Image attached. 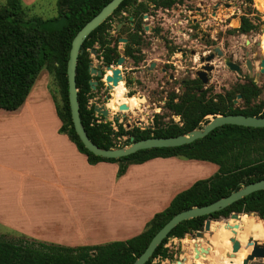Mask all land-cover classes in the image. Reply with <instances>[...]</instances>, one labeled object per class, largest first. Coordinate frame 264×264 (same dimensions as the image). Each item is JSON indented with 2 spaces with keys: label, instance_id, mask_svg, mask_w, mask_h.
Returning <instances> with one entry per match:
<instances>
[{
  "label": "trees",
  "instance_id": "trees-1",
  "mask_svg": "<svg viewBox=\"0 0 264 264\" xmlns=\"http://www.w3.org/2000/svg\"><path fill=\"white\" fill-rule=\"evenodd\" d=\"M109 0H56V16L40 19L28 15V7L21 0H4L0 3V109L14 111L22 105L38 73L45 69L50 75L56 92L50 94L55 114L59 120L58 132L64 134L84 154L89 164L98 161L117 163L116 177L122 175L130 164H139L155 157H178L212 163L216 166L213 173L205 178L194 180L189 186L175 193L168 204L155 212L137 234L123 239L97 244L65 246L39 241L24 234L14 239L0 238V264H131L144 249L156 230L176 212L190 206H201L227 195L241 185L264 177V127H249L223 124L210 130L203 137L189 143L173 147H155L137 150L126 156L106 158L86 150L75 134L67 102V84L65 64L70 41L75 32ZM155 7H170L181 0H151ZM257 0H253L255 3ZM131 0H122L117 9ZM143 7V6H142ZM144 10V7H143ZM51 21H60L56 28L49 27ZM104 23L99 24L81 43L84 50L91 45L90 35L99 32ZM257 25L245 15L240 16L239 26L234 28L241 33L254 31ZM86 61L82 54L77 55L75 67V85L80 122L87 137L97 146H121L129 137L138 140L150 136H172L186 132L205 121L208 114H236L264 116V101L253 102L260 88L253 82L235 83L222 92L199 94L182 91L179 94L170 91L165 101L167 114L177 115L179 122L168 119L162 122L156 116L153 126L140 129L137 126L125 129L113 119L104 120L101 115L95 117L93 97L87 79ZM241 94L242 103L234 105L232 99ZM125 104L120 101L116 104ZM126 105V104H125ZM114 123L115 129L111 125ZM125 136L122 143L116 140ZM230 212L243 213L240 220L245 222L252 213L264 220V189L251 192L222 209L207 215L182 220L176 224L165 238L155 247L144 264H151L154 258H170L171 253L164 246L168 238H182L186 233L200 230L205 219L218 220L227 217ZM218 222H212L211 228L223 238L225 231L218 228ZM256 229V235L261 234ZM242 242L245 231L238 235ZM242 247V245H241ZM221 244L220 255L227 249ZM240 256L230 259V264H238ZM221 261L223 262L224 259Z\"/></svg>",
  "mask_w": 264,
  "mask_h": 264
},
{
  "label": "crops",
  "instance_id": "crops-1",
  "mask_svg": "<svg viewBox=\"0 0 264 264\" xmlns=\"http://www.w3.org/2000/svg\"><path fill=\"white\" fill-rule=\"evenodd\" d=\"M21 1L30 5L36 0ZM39 95H31L30 89L20 107L0 112L1 226L68 246H75L72 242L76 240L82 242L78 245L97 243L61 237L59 232L90 234L86 239L123 240L140 232L168 204L175 194L169 193L170 188L185 182L191 169L204 168V175L213 170L192 159L155 157L128 165L116 177L117 163L89 164L58 132L60 123L52 99ZM139 167H145L146 175L158 168L167 171L154 183L136 176ZM212 238L210 234L208 241ZM213 250L210 247L209 254Z\"/></svg>",
  "mask_w": 264,
  "mask_h": 264
},
{
  "label": "flooded vegetation",
  "instance_id": "flooded-vegetation-1",
  "mask_svg": "<svg viewBox=\"0 0 264 264\" xmlns=\"http://www.w3.org/2000/svg\"><path fill=\"white\" fill-rule=\"evenodd\" d=\"M185 1L186 5H183V8L189 6L192 7L191 10L183 9L182 11L180 8L177 9V4L179 2L175 3V6L155 7V3L151 0H131L130 4H125L117 9L118 4L101 22L104 24L99 32L90 35L89 41L91 40V45L89 47L87 46L84 50L81 49L80 52L82 54V59L86 61L85 69L89 76L87 82L91 91L95 94L100 88H103L104 91L106 90V95L104 97L108 98L110 91H114L113 89H117V87L123 88V95L114 97L115 99L112 102L110 100L107 104L114 103L116 108V104L122 101L130 108L132 105L139 104L140 100L129 96L135 93L137 87L142 90L147 87L150 89V98L160 95V99L156 101L163 106L167 113L168 110L165 107V101L170 91L179 94L182 91L189 90L190 92L199 94L201 91L207 90L206 94H208L209 83L212 82L211 72L217 71L214 70V67L217 65H213V60L215 58L218 59L215 48H219V32L218 29H216L214 34H211L209 31L207 32V30H205L204 27H207L208 20L204 15L205 6L202 4L201 0L195 3H193V0ZM247 1L251 2V0ZM228 5L227 3L224 4L225 7ZM218 6V1L211 4L209 8L211 9L212 15L218 9ZM168 9H172L174 12H182V18L178 17L179 15L176 14L175 19L170 21L167 17L157 14L162 10L167 12ZM185 15L186 17H184ZM220 22H225V19L220 20ZM253 23L257 25V29L254 30L256 34H264L260 22ZM172 25H174L175 28H173ZM237 27L225 28L228 30L226 37L231 36L230 34L233 32L245 35V33L234 30V28ZM220 39L223 40L225 37H220ZM245 45H248V47ZM249 46L253 49H250ZM262 47L264 49V39H262ZM238 51L240 52L238 56L232 51L229 53V56L232 57V60L239 70V73L232 70L236 76L231 85L235 83L245 84L251 81L260 88L262 83H264V72H260V67L258 65V58L264 57V55L262 56L260 54V41L255 42L254 45H251L247 41L239 47ZM176 53L178 54L176 55ZM210 53L213 54V59L208 63L212 65V68L202 74L201 72L204 71V61L202 57ZM118 59L121 60V64H117ZM125 64H128V66L126 67ZM107 67L120 68L122 77L121 80L123 83H120L118 80L112 90L108 88L109 83H106L104 80L106 75H110V69ZM91 68L94 70L92 74L90 73ZM237 77L240 79H237ZM202 79H204L205 82H203ZM90 81H95L94 88H91L89 84ZM238 95L239 97H237ZM89 100L88 103L90 104L91 102ZM237 101L242 103L241 94L239 92H237L235 98L232 99V103L238 105ZM109 109H112V107H109ZM156 111L149 119L151 123L144 128L152 127L153 120L157 115L161 116L162 120L164 119L163 113H158L159 109ZM94 114L95 117H99V114L95 112ZM113 119L116 120V118ZM166 119L168 120V117H166ZM243 231L244 227L240 225L237 230V239L238 235ZM250 231L251 230H249L243 243L238 239L240 245L242 244L243 246L246 242L256 239L260 240L258 244H264L262 237H253ZM250 249V246L245 249V253L240 258L238 264H241L242 258H244ZM214 251L215 250H213V252ZM238 251L234 253L235 256L232 259L237 258ZM226 252H229V250H223L222 253L225 255ZM192 254L193 252L191 251L189 255L191 258ZM165 259L168 258H164V260ZM259 259L260 258H255L248 261L246 264H257ZM224 263L226 262H220L219 264Z\"/></svg>",
  "mask_w": 264,
  "mask_h": 264
},
{
  "label": "rangeland",
  "instance_id": "rangeland-1",
  "mask_svg": "<svg viewBox=\"0 0 264 264\" xmlns=\"http://www.w3.org/2000/svg\"><path fill=\"white\" fill-rule=\"evenodd\" d=\"M3 1L4 0H0V3H3ZM197 1H199V0H193V3L197 2ZM215 1L219 2V6H218V9L215 11V13L212 15L211 9L209 7ZM55 2H56V0H36L30 5H26L23 2L22 3L28 7V9H29L28 15L29 16H35V17H38V18L43 20V19H50V18H53L56 16V3ZM201 2L205 6L204 7V10H205L204 15L208 20L207 27H204V28H205V30H207V32L209 31V33H211V34H214V31L216 29H218V32H219L218 46L224 55H229L230 51H232V52H234V54L236 56H238L240 53L238 51L239 47H241V45L245 44L247 41L251 45H254L255 42L260 41V46H261V53L260 54L262 56L264 55V49L262 47V39H264V34L257 35L255 31H249V32H246L245 35H240L237 32H233L230 34L231 36L226 37V33H228V30L225 29V28L237 27L239 24L240 16L245 15L252 22H260V24L263 27V32H264V0H257L255 3H253V0H251V2H248L247 0H201ZM225 3H227L229 5L227 7H225L224 6ZM177 5H178L177 9L180 8L182 11H183V9H185V10H191L192 9V7H189V6L187 8H183L184 7L183 5H186L185 0H182ZM157 14H160V16L167 17L170 21H173L175 19L176 14H178L179 15L178 17H181V18L183 15L182 12H180V11L174 12L172 9H168L167 12L162 10L160 13H157ZM184 17H186V15ZM223 19H225V22H220V20H223ZM48 25H49V27L56 28L60 25V21H51L48 23ZM172 27L175 28L174 25H172ZM220 37L221 38L225 37V39L222 40V39H220ZM245 46L248 47V45H245ZM223 47H225V48H223ZM250 49H253V48L250 47ZM177 54L178 53H176V55ZM213 65H217L216 67H214V70H217V71L211 72L212 82L209 83L210 85H209L208 89L211 91V93H217V92H222L223 90L230 88L231 83L234 81V77L236 76L235 73L232 72V70L227 69L223 65L221 57H218V59L215 58L213 60ZM125 66L127 67L128 64H125ZM237 79H240V78L237 77ZM119 82L123 83L122 80H119ZM146 84H148V83H146ZM260 88H261V91H260L259 95L257 96V98L253 102H257L259 100L264 101V83H262ZM122 89L123 88H120V87L119 88L117 87V89L116 88L113 89L114 91H110L108 98H105L104 96L106 95V93H105L106 90L104 91L103 88L102 89L100 88L89 101L91 103H93V105L96 104L98 106L103 105L104 103H109L110 100L112 102L115 99L114 97H117L119 95H123ZM51 92H52V94L56 95V92H55L54 87L52 85V80H51L50 75L47 73V71L45 69H42L38 73V76H37L33 86L31 87V95L41 93V95H39L40 99L45 95H47L49 98H51V96H50ZM149 93H150V89H148L147 87L144 90L137 87L135 90V93L132 94V96L130 95L129 97H135V98L139 99L140 103L137 105H132L127 110H118L116 108H114L112 110V109L108 108L109 113H108V117L106 120L112 122L113 118H116L117 122L121 123L124 128H125L126 122H128L130 124V127L136 126V124H137V126L141 128V127H145L151 123V121L149 122L151 115L154 114V112L157 109H159L158 113L162 112L163 117H164V119L161 120L162 122L167 121L166 117H168V119H172L175 122H179L178 116L169 115V114L167 115V111L163 108V106L159 102L157 103L156 100L160 99V95L154 96V98H150ZM237 103H238V105L241 104L240 101H237ZM0 112H4V111L2 109H0ZM121 114H123V115H121ZM138 121H140L141 124H139ZM111 125L115 129L114 123H111ZM124 138H125V136H121L120 138H118L116 140L117 144L122 143ZM194 162H202L203 164L207 165V168H211V166H212L213 170L211 169L210 173L212 171H215V169H216V166L212 163H209V162L199 161V160H195ZM133 165H137V164H133ZM139 168L140 169L138 170V172H137L138 174L136 176L140 179H144V181H146V178H148L149 181H153L154 183H156L159 179H161L166 174V171H167L164 168H158V169L149 170L150 171L149 174L146 175L147 173H143L146 171L145 167H139ZM202 172H204V168H198L197 167V168L191 169L190 172L187 174L185 182L172 186L170 188L169 193L171 195H173L177 191L187 187V185H189L193 180H195L197 178H205L207 175L210 174L209 173V174L204 175ZM141 182L142 181H140L139 183H141ZM143 183H145V182H143ZM251 217H252V220H251ZM213 221L221 222L222 225L224 224V218H219L218 220H213ZM231 221L236 222V223L240 222V225H242L244 227L245 237L249 233L250 227H255L256 229H261L260 230L261 234H258V235L253 233L252 230L250 232L252 233L251 235L253 237H262V240L264 241V220L263 219H259L254 214H249L246 217L245 222L241 221L240 219H238V222L234 221L232 219L228 220L229 223ZM224 229H226V228H224ZM18 234H22V233L16 232V231H14V229H10L8 227H4V226L0 225V238L14 239V238H17ZM204 234L205 235L203 238L195 237L194 232L190 233L191 238H186L185 235L182 238H174V237L168 238L165 244L167 245V248H168L169 252L171 253V257L168 259H165V260L164 259L162 260L159 258H154L151 261V264H170L171 262H174L175 260H183V258L185 259L183 264H200V263L219 264L218 263L219 260H221V259L227 260V258L224 256L223 253L218 255V252L221 251L220 250L221 244H223L224 240L217 233V231L210 228V231L204 232ZM210 234L214 238L210 239L209 242H206V240L208 241V236ZM57 235H59L61 237H72L74 239L84 238L85 240H81V241H86L87 243H90L91 241H93L94 243H101V242L108 240V238H106V237H102V238H99L97 240L86 239L87 237H91V235L85 234L84 232H82V233L59 232ZM229 235H231V233L228 230H226L225 236L228 237ZM245 239L242 242L240 240L239 241L241 243H243L245 241ZM226 242L229 243V240L226 239ZM80 243H82V242H80L78 240H76V242H72V244L75 246H77ZM207 244L215 250L214 251L215 253L212 251L215 255L211 252L208 256H199L198 258H191L189 256L191 254L193 245L204 246ZM65 246H68V245H65ZM229 248L230 247L228 246V248L225 249V251H228ZM240 250H242V251L244 250V252H245V249L243 247H241L239 249V252H240ZM185 255H186V257H184ZM238 255L240 256V253L238 254V252H237V257H238ZM205 258H207V259H205ZM257 264H264V258H260L257 261Z\"/></svg>",
  "mask_w": 264,
  "mask_h": 264
},
{
  "label": "water",
  "instance_id": "water-1",
  "mask_svg": "<svg viewBox=\"0 0 264 264\" xmlns=\"http://www.w3.org/2000/svg\"><path fill=\"white\" fill-rule=\"evenodd\" d=\"M122 0H109L107 1L92 17H90L72 36L70 41V46L67 54L66 64H65V75H66V84H67V102L69 107V114L72 123L73 130L77 135L79 141L83 147L91 152L94 155L106 157V158H118L121 156H126L137 150L155 148V147H173L179 146L182 144L189 143L195 139L203 137L213 128L223 125V124H234L240 126H249V127H264V116L261 115H243L240 113L232 114H213L207 115L204 117L205 121H200L197 126L194 128L183 132L181 134L172 135V136H150L138 140H133L132 137H129V141L121 146H109L107 148L99 147L95 145L86 135L85 130L79 119L78 112V102H77V87L75 85V67L76 59L78 53L81 52V43L96 26H98L105 18L108 16L112 10L117 7V5ZM217 57H221L223 65L229 69L239 73L238 67L235 62L232 60V57L229 55H224L220 48H215ZM213 59V54L210 53L202 57L204 61L203 72L209 71L212 68V65L208 62H211ZM117 64H121V60H117ZM258 65L260 67V72H264V57L258 58ZM110 75H106L104 80L108 84L109 89L117 84L118 80H121L120 68H110ZM94 72L93 68L90 69V73ZM99 76V72H98ZM205 82L204 79H202ZM89 84L91 88H94L95 81H90ZM239 97V95L237 96ZM118 110H127L128 106L125 104H118ZM93 111L101 115L104 120L107 119L109 109L107 103L103 105H93ZM141 124L140 121H138ZM130 124L126 122L125 128H129ZM144 128V127H141ZM264 189V177L246 184L241 185L239 188L230 191L227 195L219 197L212 202L207 204L197 206L193 205L186 209L180 210L173 214L167 221H165L151 236L148 243L144 249L134 258L131 264H144L147 259L151 256L155 247L166 237L167 233L180 221L194 218L197 216L207 215L211 212L217 211L224 208L225 206L231 204L232 202L242 198L243 196ZM243 213L230 212L227 217H224V224L226 230H228L231 235L227 237L229 240V252L225 253V257L230 260L234 258V253L241 248V245L237 239V230L239 229L240 222H228L232 219L238 222L239 217ZM252 214V213H250ZM218 222L213 221L212 219H205L203 221L202 227L200 230L194 232L195 237L203 238L204 232L210 231V223ZM186 238H191L190 233L185 234ZM206 242H209L206 240ZM260 240H252L246 242L242 247L247 249L248 246L251 247L250 251L242 258L241 264H246L248 261L255 258H264V244H258ZM210 246L207 245H193L192 246V258H198L199 256H207L209 254ZM186 257V256H184ZM183 260H175L170 264H183ZM224 264H229L226 262Z\"/></svg>",
  "mask_w": 264,
  "mask_h": 264
},
{
  "label": "bare ground",
  "instance_id": "bare-ground-1",
  "mask_svg": "<svg viewBox=\"0 0 264 264\" xmlns=\"http://www.w3.org/2000/svg\"><path fill=\"white\" fill-rule=\"evenodd\" d=\"M107 106H108V108H109V107H112V110L115 108L114 103L107 104ZM240 217H241V216H240ZM240 217H239V219H240ZM255 218H256V217H255ZM251 220H252V217H251ZM249 221H250V220H249ZM251 222H252V221H251ZM254 223H255V222H254ZM257 223H258V222H257ZM257 223H256V224H257ZM210 228H211V223H210ZM218 228H222V229H224V228H225V224L222 225L221 222H218L217 229H218ZM247 229H248V228H247ZM247 229H246V230H247ZM249 229L252 230L253 232L256 230L255 227H250ZM224 231H226V229H224ZM247 231H248V230H247ZM226 239H227L226 236L223 237V240H224L223 243H226V244L228 245L229 243L226 242ZM238 239H239V238H238ZM223 240H222V241H223ZM241 245H242V244H241ZM228 246H230V245H228ZM229 250H230V249H229ZM220 262H222V261L219 260L218 263H220ZM223 262H228V259H227V260L224 259ZM183 263H184V262H183Z\"/></svg>",
  "mask_w": 264,
  "mask_h": 264
},
{
  "label": "built area",
  "instance_id": "built-area-1",
  "mask_svg": "<svg viewBox=\"0 0 264 264\" xmlns=\"http://www.w3.org/2000/svg\"><path fill=\"white\" fill-rule=\"evenodd\" d=\"M164 246H167L166 244H164Z\"/></svg>",
  "mask_w": 264,
  "mask_h": 264
}]
</instances>
